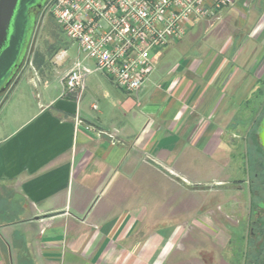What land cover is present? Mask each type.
Instances as JSON below:
<instances>
[{"label": "crops", "instance_id": "crops-1", "mask_svg": "<svg viewBox=\"0 0 264 264\" xmlns=\"http://www.w3.org/2000/svg\"><path fill=\"white\" fill-rule=\"evenodd\" d=\"M253 2L233 0L219 14L236 21L237 43L194 48L183 71L160 64L161 50L136 92L88 74L76 100L64 94L65 74L54 76L46 61L13 79L5 100L25 75L41 100L32 105L21 94L12 124L0 127V264H162L185 225L152 234L161 219L152 221L147 196L155 189L167 197L162 182L169 183L178 191L176 215L200 212L196 191L183 200L195 165L233 156L239 133L263 113L264 23ZM210 215L219 226L222 215Z\"/></svg>", "mask_w": 264, "mask_h": 264}, {"label": "rangeland", "instance_id": "rangeland-1", "mask_svg": "<svg viewBox=\"0 0 264 264\" xmlns=\"http://www.w3.org/2000/svg\"><path fill=\"white\" fill-rule=\"evenodd\" d=\"M42 1L44 2L40 11L36 13L32 19L31 28L26 32L28 35L25 45L22 47L24 50L21 53L20 63H16L13 75H19L25 71L33 75V66L46 61L47 66L50 65V70L54 76H62L70 67V59L78 58L80 63L91 71L90 74L105 83L107 87H114L110 84L109 79L97 70L94 63L77 49V45L62 33L57 23L46 11L49 0ZM252 11L258 13L259 26L263 25L264 0H254ZM42 13L43 19L36 38H34L39 16ZM222 18L219 16L217 20L201 21L203 23L201 27L198 24L193 25L182 41L162 49V51H165L162 57H159L158 62L160 64L179 65L181 71H183L185 62L194 59L197 53L195 49H201V46H211L218 49L226 40L232 39L234 43H237L241 36L235 28L236 21L226 22L222 21ZM215 28L218 31L214 32L216 35L213 38L212 33ZM198 36V42H195ZM32 44H34L33 48H31ZM63 49L67 51L66 59L55 64L54 55ZM26 81L27 75L22 77L20 84L8 101L5 100L6 96L3 95L5 91L0 92V127L12 124L15 116V103H17L15 99H18L21 94L29 97V93L31 97V99L29 98V104L32 105L41 100L39 96H36L39 91L32 90L31 92ZM83 93H81V96ZM90 100L91 96L88 98V101ZM252 103L250 100V113L254 108ZM241 113L245 125V121L248 120L247 112L243 110ZM248 118H252L251 114ZM244 125L243 129L245 128ZM255 126L256 124H252L249 130L239 133L242 146L239 150L234 151L233 156L226 160L217 159L213 163L211 162L212 164L204 165L201 163L195 165L194 177L189 179L187 187L183 186L185 190L183 200L187 205L189 200L188 191H190V194L196 191L193 196L201 201L202 208L200 212L197 211L198 207H194L188 212L176 215L174 211L181 207L176 202L173 203V200H176L175 195L178 191L173 190L169 183L165 187V183L162 182V186L166 188L167 197L162 194L159 195L155 189L151 191L153 194L150 197L147 196L146 205L149 210L152 209L154 216L153 219L151 218L152 221L161 219L157 222L159 227L151 230L152 234H160L169 230L168 227H161L162 224L167 226L185 225L180 233L179 240L173 244L169 255L165 257L162 264H260L264 262V211L256 209L254 206L256 203L264 204V155L254 132ZM257 170L259 176L255 177ZM216 180H222L224 183L216 184ZM239 181H241V184ZM238 184L242 186V193L240 194H238L240 191L235 189ZM209 190L217 192L210 193ZM225 190L229 197L221 195ZM236 194L238 195L236 196ZM233 203H237V205L234 204L235 206L231 210L229 205ZM255 210L257 212L253 215L252 212ZM212 212L222 215L219 226L209 222L210 213ZM165 216H169V219L164 218V220L161 218Z\"/></svg>", "mask_w": 264, "mask_h": 264}, {"label": "built area", "instance_id": "built-area-1", "mask_svg": "<svg viewBox=\"0 0 264 264\" xmlns=\"http://www.w3.org/2000/svg\"><path fill=\"white\" fill-rule=\"evenodd\" d=\"M233 0H49L46 11L62 33L123 92L138 91L153 57L182 41L193 25L217 20ZM66 50L54 55L63 62ZM91 71L75 59L63 77L64 94L78 100Z\"/></svg>", "mask_w": 264, "mask_h": 264}, {"label": "water", "instance_id": "water-1", "mask_svg": "<svg viewBox=\"0 0 264 264\" xmlns=\"http://www.w3.org/2000/svg\"><path fill=\"white\" fill-rule=\"evenodd\" d=\"M24 1L26 2L27 0H0V85L4 83L5 79H7L0 92L3 91L10 83L12 78L11 71L12 69L13 72L15 71L16 63H20L21 56L20 59H17L14 63L6 65L9 56L15 53L13 50L14 38L16 34V22ZM42 19L43 14H41L39 18L34 38H36ZM33 46L34 44L31 45V48H33ZM21 48L22 47L18 49L19 52L21 51ZM7 76L9 77L7 78ZM256 136L258 144L264 153V117L259 123ZM258 208L264 211V204H259Z\"/></svg>", "mask_w": 264, "mask_h": 264}, {"label": "trees", "instance_id": "trees-1", "mask_svg": "<svg viewBox=\"0 0 264 264\" xmlns=\"http://www.w3.org/2000/svg\"><path fill=\"white\" fill-rule=\"evenodd\" d=\"M21 8L22 9L20 10V13L18 15L17 22H16V34H15V38H14V50H13V52H15V53H16V49L18 48V45L20 44V42L22 41V43H23V41L25 40V33H26V30H27V29L25 30V25L22 23V20L25 21L24 12H25V9L27 8V5H26L25 1H24V3H23ZM15 53L13 55L9 56L8 62H7L6 65H8V64L10 65L11 63H14L17 60V58L15 56ZM263 117H264V110H263L262 115L259 117V119H258V121L256 123L255 129H254L255 135H256L259 123H260V121L262 120ZM263 155H264V153H263ZM258 176H259V173H258V170H257L256 173H255V177H258ZM258 205H259L258 203H256L254 205L256 207V209H259ZM256 212L257 211L255 210V211L252 212V214L254 215V213H256ZM260 264H264V262H261Z\"/></svg>", "mask_w": 264, "mask_h": 264}, {"label": "flooded vegetation", "instance_id": "flooded-vegetation-1", "mask_svg": "<svg viewBox=\"0 0 264 264\" xmlns=\"http://www.w3.org/2000/svg\"><path fill=\"white\" fill-rule=\"evenodd\" d=\"M44 1H42V0H27L26 1V5H27V8L25 9V12H24V14H25V21H23L22 20V23L25 25V29H27L26 30V32L27 31H29V28H31V22L33 21L32 19L35 17V15H36V13H38L39 11H40V8H41V6H42V3H43ZM24 3V2H23ZM25 5V4H24ZM30 6V7H29ZM31 10V11H30ZM33 11V12H32ZM43 14V13H42ZM40 16H41V14H40ZM40 16H39V18H40ZM27 34L28 33H25V40L23 41V43H22V41L20 42V44L18 45V48L16 49V53H15V56H16V58L19 60L20 59V56H21V53L23 52V48H21V51L19 52V48H20V46L21 47H24V45H25V41H26V37H27ZM22 43V44H21ZM17 61V60H16ZM12 73V78H11V81H10V83L8 84V86L6 87V88H4V90L3 91H7V89H8V87H9V85L12 83V81H13V79H15L16 78V76L15 75H13V73L15 72H13V69H12V71H11ZM9 76H7V78H8ZM6 80L7 79H5V81H4V83L6 82ZM4 83H2L1 85H0V90L3 88V84ZM2 91V92H3ZM5 92L3 93V95L5 94Z\"/></svg>", "mask_w": 264, "mask_h": 264}, {"label": "bare ground", "instance_id": "bare-ground-1", "mask_svg": "<svg viewBox=\"0 0 264 264\" xmlns=\"http://www.w3.org/2000/svg\"><path fill=\"white\" fill-rule=\"evenodd\" d=\"M27 35H28V34H27ZM16 65H17V64H16ZM16 65H15V66H16Z\"/></svg>", "mask_w": 264, "mask_h": 264}]
</instances>
